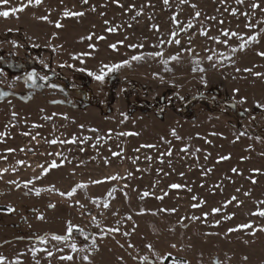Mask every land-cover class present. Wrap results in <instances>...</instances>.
<instances>
[{"label": "rangeland", "instance_id": "374dc122", "mask_svg": "<svg viewBox=\"0 0 264 264\" xmlns=\"http://www.w3.org/2000/svg\"><path fill=\"white\" fill-rule=\"evenodd\" d=\"M253 2L264 8V0H243L242 4L169 0L167 5L164 0H42L8 18L0 17V86L26 99L0 98V132L5 133L0 138V157H4L0 169H7L0 173V206L14 209L0 210V255L6 258L5 264H36L37 260L40 264H160L158 255L166 257L164 264L173 259L187 264H215L214 259L219 264H264V232L257 231L255 236L251 229L228 232L249 222L264 226V217L251 215L264 208L260 203L264 201V108L257 106V102L264 104V75L253 74H264V57L257 54L264 52V33L235 54L230 49L241 40L222 35L227 29L246 38L264 28V12L252 9ZM21 4L27 0H10L0 10ZM65 9L84 15L65 18ZM41 16L49 20L38 19ZM173 16L178 23L172 22ZM57 20L62 27L55 26ZM189 21L193 27L181 31ZM248 23L256 27L246 28ZM202 28L207 35L199 34ZM172 32L180 44L155 47L161 39L169 40ZM89 35L93 39L81 40ZM216 36L228 44L209 39ZM90 43L95 47L89 48ZM111 44H117V49ZM130 44L144 47L131 49ZM189 47L191 55L181 51ZM161 49L165 58L181 54L179 63L170 62L171 71L159 58L133 62L109 74L104 82L77 71L85 67L98 72L102 63ZM220 54L232 59L223 60ZM74 55L79 58L73 59ZM194 59L200 61L203 72L193 71ZM31 71L37 74L35 85L27 79ZM27 84L36 87L29 97ZM241 97L246 98L244 103H239ZM124 132L138 135H120ZM73 137L75 143L59 142ZM53 139L58 142H45ZM113 152L121 155L114 157ZM222 156L229 158L220 160ZM53 160L63 164L35 179L42 171L38 165L47 167ZM108 176L118 178L104 180ZM29 180L32 183L24 187ZM93 180L104 182L93 184ZM77 183L87 187L71 197L60 195ZM172 184L182 187L173 189ZM53 186L58 191H50ZM145 191L149 195L141 199ZM165 192L167 196L157 199ZM233 196L239 206L233 201L225 207ZM104 199L108 208L103 207ZM201 199L206 203L193 208ZM214 207L222 211L211 214ZM171 208L176 211H160ZM205 212L209 213L206 220ZM229 214H234L232 219H223ZM40 215L43 220L37 219ZM192 216L201 219L193 221ZM216 220L221 221L219 225ZM68 222L77 225L69 239H52L53 234H67ZM112 228L119 231L109 232ZM38 235L46 236V242L36 240ZM73 242L76 252L70 247ZM32 248L53 255L48 257L45 251L33 255ZM68 255L73 259H60ZM145 256L148 259L142 260Z\"/></svg>", "mask_w": 264, "mask_h": 264}, {"label": "snow or ice", "instance_id": "6c2138e0", "mask_svg": "<svg viewBox=\"0 0 264 264\" xmlns=\"http://www.w3.org/2000/svg\"><path fill=\"white\" fill-rule=\"evenodd\" d=\"M9 2H10V0H0V5L8 6L9 5ZM83 2L84 3H87L88 0H83ZM115 2H118V0H115ZM168 2H169V0H164V3L166 5L168 4ZM186 2H187V0H181V3H186ZM223 2H224V0H221V3H223ZM41 3H42V0H27V4H21L19 7H7L6 10H0V17L8 18L10 15H15V14H17L19 12L24 11L25 8L28 5H39ZM236 3L237 4H242L243 3V0H236ZM192 7H195V5H192ZM250 7L252 9H260V11L264 12V8H261V6H260L259 3L253 2L250 5ZM93 10H95V9H93ZM237 11L238 10L235 9V8L232 9V13L233 14H236ZM139 14L140 13L137 12V15H139ZM62 15H63V17L68 18V17H79V16L84 15V13H82V12H73V11H69L68 9H65L63 11ZM195 15L197 17H199L200 16V13L199 12H196ZM244 15L247 16V13H244ZM38 19L45 20V21H48L49 20L48 16H41V17H38ZM211 19H215V17H212ZM49 22H51V21H49ZM172 22L173 23H178V21H177V19H176L175 16L172 17ZM261 22H264V21H261ZM107 23L108 22L105 21V24H107ZM221 23H223V21H221ZM55 26L57 28H60V27H62V24H61V22L59 20H57L55 22ZM152 27L153 28H157V25L154 24V25H152ZM192 27H193L192 22L189 21L188 24L185 25L183 29H181V31H187L188 29H190ZM245 27L246 28H250V29H254L256 27V25L255 24L248 23V24H245ZM107 31L114 32V31H116V28H108ZM261 33H264V28H261L259 32H253L252 35H249V36H247L245 38L243 36V34H239L237 32H230L227 29L222 30V35L223 36H225V37H238L241 40V42L238 45V47H231L230 51H231L232 54H235L237 51H244L245 48L249 44L256 43L258 41V36ZM199 34L201 36H205V35H207V32H206L205 29L202 28L200 30V33ZM176 35H177L176 32H172L171 33V38L169 40L165 41V40L161 39L160 42H159V44L158 45H155V47L160 48V45H163L165 43H167V44H171V43L180 44V40L174 39L176 37ZM84 39L91 40V39H93V36L92 35H89L86 38L85 37H81V40H84ZM95 39L102 40V39H104V37L103 36H97V37H95ZM209 39H214V40H216L219 43L228 44V40L227 39L221 40L220 39V36L209 37ZM189 42H191V37H189ZM117 43L118 44H123V41H118ZM88 47L89 48H94L95 46L90 43L88 45ZM109 47L112 48L113 50H116L117 49V44H111V45H109ZM127 47H129L131 49H137V48L142 49L144 47V45L143 44H130V45H127ZM181 51L182 52H187L190 55L193 53V49L191 47H189L187 49H182ZM257 54L260 55V56H262V57H264V52H259ZM84 55H88V53H85ZM220 57L223 60H231L232 59V56L231 55L224 56L223 54H220ZM77 58H79L78 55H74L73 56V59H77ZM147 58H152V59L159 58L160 63H162L164 65L166 71H171V69L168 67L169 64H170V62L175 61V62L179 63L180 60L182 59L180 53H175V54H173V55L168 56L167 58H165L164 52L161 49V50L154 51V52H139L138 54L132 55L128 59H123V60H121V61H119L117 63H112V64H103L102 63L100 65V67H99L98 72L97 71H92V70L87 69L85 67H81V68L77 69V71L86 72L87 75L93 77L95 80H97L99 82H104L105 78L109 74L114 73V72H116L119 69L124 68V67H131L133 62H141V61H143V60H145ZM213 58H214L213 55H209L207 57V59L209 61H212ZM193 65H194L193 71H197V70L200 71V72H203L204 71V68L199 66L200 65V61L199 60L194 59L193 60ZM45 67H47V65H45ZM68 67H73V66L72 65H68ZM213 67H215V65H213ZM238 71H239V69H238ZM244 71L251 72L252 70L246 68V69H244ZM253 74L255 76H257V77H260V76L264 75V74L259 73V72H255ZM26 75H27V79L30 80V81H32L33 82V85H35V79H36V75H37L36 72L35 71H31V72H28ZM40 79L47 80L48 77L47 76H42V77H40ZM201 80H202V82L206 83V81L204 80L203 77L201 78ZM52 87H55V85H52ZM233 91L238 92L239 89H234ZM3 95H7V93H0V96H3ZM245 99H246L245 97H241L239 103H244L245 102ZM53 103H57V101H53ZM257 106L260 107V108H264V104H261L259 102H257ZM12 115H13V117H15L16 113H13ZM46 119H51V117H46ZM34 127H35V125H34ZM81 127H83V125H81ZM93 131H95V129H93ZM172 134L174 136L176 135L175 129L172 130ZM4 135H5V133L0 132V138L4 137ZM23 135H29V133H23ZM120 135L129 136V135H138V133L124 132V133H120ZM179 138L180 137L177 136V139H179ZM32 139L35 140L36 137L33 136ZM85 139H88V138L85 137ZM161 139H163V138H161ZM45 142L46 143H49V144H56L58 141L55 140V139H53V140H48V141H45ZM59 142L60 143H75L76 142V138L73 137L72 140H62V141H59ZM142 147L152 148V147H154V145H144ZM23 150L24 149H21V151H23ZM6 151L13 152V151H15V149L8 148ZM81 151H83V149H81ZM122 151L123 150L121 149V153H122ZM136 151H139V149H136ZM121 153L113 152L112 155L114 157H118V156L121 155ZM49 155H52V154L49 153ZM56 155H60V154L57 153ZM168 155H171V151H169ZM0 158H4V157H0ZM228 158L229 157H223L222 156L219 159L220 160H224V159H228ZM104 162L107 164V163H109V160L106 159ZM17 163L18 164H24L25 161H17ZM81 163H83V161ZM62 164H63V161H61L60 163H57L56 160H53L51 163H49L47 165V167H44L43 165H38V167H41L42 168V171L40 173V176L35 177V179H40L44 175L48 174L51 169L58 168ZM13 170H15V169H13ZM5 171H7V169H0V173L5 172ZM209 171H211V169H209ZM232 171L233 172H237V169L236 168H233ZM253 171L259 172L260 170L259 169H253ZM129 175H131V174H129ZM181 175H183V173H181ZM0 178H2V177H0ZM117 178L118 177H116V176H108V177H105L104 180H116ZM103 182H104L103 180H93L92 181L93 184H100V183H103ZM255 182L256 181L253 180V183H255ZM10 183H15L17 187H20V185L18 183H16L15 181H10ZM31 183H32L31 180L25 182L24 187H27ZM86 187H87V185L84 184V183H77V184H75L72 187V189L70 191H68L67 193L61 192L60 195L61 196H65L66 195L68 197H71V196H73L75 194V192L77 191V189H83V188H86ZM169 187L170 188H173V189H179V188L182 187V185L172 184ZM49 190L50 191H58L57 189H55L54 186L51 187ZM40 191L41 190H39V189L36 190V194L39 195L40 194ZM237 191H239V189H237ZM148 195H149V193L147 191H145L143 193V195L141 196V199H143L144 197H146ZM167 195H168V193L165 192L162 196L157 197V199H161L162 200L164 198V196H167ZM245 195H248V193H245ZM108 196L109 197L112 196V192L111 191H109ZM192 199H193V201H195V200H197V197L193 196ZM233 201H235L237 203V206H239L240 201H238L235 196H233L230 201H226L224 206L226 207L228 204L232 203ZM76 203L79 204V201H77ZM205 203H206V201H204L203 199H201L199 201V203H193L192 204V207L193 208H199V207H201ZM260 203L261 204H264V201H261ZM48 207L49 208H54L55 205L54 204H49ZM80 207L83 208L84 206L83 205H80ZM103 207L104 208H108L109 207L108 199H104L103 200ZM7 211L8 212H12V211H14V209L11 206H8ZM141 211H143V210H141ZM160 211H162V212H175L176 209H174V208H171V209H160ZM221 211H222L221 208H215L214 207V208L211 209V214H216V213H219ZM153 214H155V213H153ZM202 215H203L204 220H206L207 217L209 216V213L208 212H205ZM233 215L234 214L226 215V216L223 217V219L230 220V219H232V216ZM251 215H259L260 217H264V208L258 209L256 212L251 213ZM37 219L43 220L44 217L42 215H40V216L37 217ZM128 219H131V217L129 216ZM190 219L193 220V221H196V220H200L201 217L192 216V217H190ZM93 222H96L95 217H93ZM220 222H221L220 220H216L214 223L216 225H219ZM74 228H77V225L72 224L71 222H68L67 223V229H66V233L67 234H65V235H55V234H53L52 235V239H54L56 241H65V240L69 239V237L71 236ZM242 229H251V233L250 234L253 235V236H255V234H256L257 231L264 232V226H256V227H254L251 222L246 223V224H238V225H236L233 228H229L228 229V232L229 233H232V232H236V231H239V230H242ZM108 231L109 232H116V231H119V229L118 228H112V229H108ZM79 232H80L81 235H84L85 234L84 231H83V229H79ZM125 235H128V233H125ZM35 239L38 240V241H40L41 243H45L47 237L46 236H39L38 235V236L35 237ZM92 246L94 248L96 247L95 237L94 236H93V245ZM129 246L131 247V245H129ZM70 247H71V249H72L73 252H76L77 251V247H76V244L74 242L70 245ZM147 247H149L150 249L152 248L151 245H148ZM171 247L172 248H175L176 245L175 244H172ZM31 251L33 252V255H35V253L37 251H45L46 252V255L48 257H51L53 255L52 251L45 250V249L32 248ZM166 255H167V257H170L172 254L171 253H167ZM60 259L61 260H72L73 257L71 255L61 256ZM83 259L84 260H88V257L85 256ZM141 259L142 260H147L148 257H146V256L145 257H141ZM157 259L160 262V264H164V262L166 260V257L165 256H159L158 255L157 256ZM243 259L244 260H247L248 257L247 256H244ZM5 260H6V258L3 255H0V264H5ZM36 264H40V261L37 260L36 261ZM171 264H187V262L186 261H180V260L173 259L171 261ZM216 264H219V262L217 261Z\"/></svg>", "mask_w": 264, "mask_h": 264}, {"label": "water", "instance_id": "95a60500", "mask_svg": "<svg viewBox=\"0 0 264 264\" xmlns=\"http://www.w3.org/2000/svg\"><path fill=\"white\" fill-rule=\"evenodd\" d=\"M39 89V88H38ZM0 93H7V95H3V96H0V98L2 99V98H6V97H10V96H15V97H17V98H19V99H21V100H26V99H23V97L20 95V94H18V93H15V92H12V91H10L9 89H7V88H3V87H1L0 86ZM27 97H29V95H27ZM214 262H215V264H216V259H214Z\"/></svg>", "mask_w": 264, "mask_h": 264}, {"label": "flooded vegetation", "instance_id": "af4514ba", "mask_svg": "<svg viewBox=\"0 0 264 264\" xmlns=\"http://www.w3.org/2000/svg\"><path fill=\"white\" fill-rule=\"evenodd\" d=\"M27 86L29 87V91H27V95H31L35 91L36 87H34L32 84H27Z\"/></svg>", "mask_w": 264, "mask_h": 264}, {"label": "trees", "instance_id": "16d2710c", "mask_svg": "<svg viewBox=\"0 0 264 264\" xmlns=\"http://www.w3.org/2000/svg\"><path fill=\"white\" fill-rule=\"evenodd\" d=\"M0 210H7L4 206H0Z\"/></svg>", "mask_w": 264, "mask_h": 264}]
</instances>
